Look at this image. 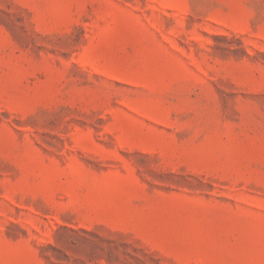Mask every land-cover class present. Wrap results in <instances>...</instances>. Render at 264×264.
Instances as JSON below:
<instances>
[{"label":"rangeland","instance_id":"obj_1","mask_svg":"<svg viewBox=\"0 0 264 264\" xmlns=\"http://www.w3.org/2000/svg\"><path fill=\"white\" fill-rule=\"evenodd\" d=\"M0 264H264V0H0Z\"/></svg>","mask_w":264,"mask_h":264}]
</instances>
